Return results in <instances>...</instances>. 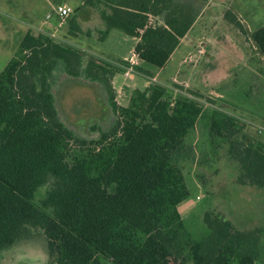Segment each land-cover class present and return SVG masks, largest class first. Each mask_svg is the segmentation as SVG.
<instances>
[{
	"label": "trees",
	"instance_id": "1",
	"mask_svg": "<svg viewBox=\"0 0 264 264\" xmlns=\"http://www.w3.org/2000/svg\"><path fill=\"white\" fill-rule=\"evenodd\" d=\"M108 6L102 37L116 29L137 38L139 62L156 69L200 12L176 0ZM224 19L264 63V24L248 32L231 10ZM71 30L83 33L75 22ZM118 71L43 33L21 38L0 72V253L36 232L49 264L264 263V225L238 229L206 211L205 232L196 237L178 210L190 195L179 161L198 120L206 121L213 154L224 148L238 165V182L255 189H264V135L254 138L233 116L208 111L195 91L187 92L192 98L156 82L132 89L120 105L111 86ZM69 80L106 93L113 120L106 128L93 123L95 136L76 134L60 118L55 88Z\"/></svg>",
	"mask_w": 264,
	"mask_h": 264
},
{
	"label": "rangeland",
	"instance_id": "2",
	"mask_svg": "<svg viewBox=\"0 0 264 264\" xmlns=\"http://www.w3.org/2000/svg\"><path fill=\"white\" fill-rule=\"evenodd\" d=\"M29 2L0 0V72L16 53L26 29L37 27L45 11H50L47 3L34 0L35 14L25 15ZM226 10L235 13L248 32L264 24V0H210L192 34L160 71L156 83L187 96L189 90L199 93L195 99L208 111L216 109L233 116L244 124L246 133L260 138L258 129L264 128V63L247 37L224 19ZM113 31L105 43L93 39L89 49L81 50L116 64L135 40ZM69 81L55 88L60 118L76 134L95 136L90 129L93 123L106 128L113 120L106 93ZM129 81L125 77V88L115 95L121 105L126 104L131 89L141 85L130 88ZM208 139L206 121L200 119L186 139L187 157L179 161L190 192L178 206L187 228L196 237L202 235L206 211L228 219L238 229L263 226L264 189L241 185L237 163L228 158L224 148H217L214 155ZM27 239L1 252L0 264H49L42 235L35 232Z\"/></svg>",
	"mask_w": 264,
	"mask_h": 264
},
{
	"label": "crops",
	"instance_id": "3",
	"mask_svg": "<svg viewBox=\"0 0 264 264\" xmlns=\"http://www.w3.org/2000/svg\"><path fill=\"white\" fill-rule=\"evenodd\" d=\"M33 1L34 0H30L29 5H28L29 7L25 9L27 10L25 15L35 14L34 8H32ZM176 1L182 2V3H186V2L195 3L198 6L200 12H199V16L197 17L195 23L187 31V33L180 39V42L177 48L172 53V55L170 56L165 66L172 60L174 54L183 44V41L188 36H190V34H192L195 28V25L197 24L198 19L201 18L204 14L205 7L210 4V0H206L203 2L195 1V0H176ZM40 2L41 4H43V2L47 3L50 11L49 10L45 11L42 21L37 27L28 28L26 29L25 32H27L28 30H31L34 33L40 32V33H43L45 35H48L54 38L55 40L59 42L67 43L81 50L82 47L89 49L88 43L93 39H97L98 41L105 43L106 40L113 34L114 32L113 30H116V29L110 30L106 37H102L100 33L102 30L105 29V25L100 15L103 12L110 11L109 6H108L109 0H40ZM58 5H64V6L71 8L70 15L66 18V20L62 24H60V19L57 17L54 11V8ZM48 15H50L49 18H47ZM73 22L78 24V26L80 27L83 33L81 34L71 33L72 31L71 24ZM193 38H194L193 35H191V39ZM132 39L135 40V43H134V46H135L138 39L137 38H132ZM240 41H236V42L240 43ZM134 46L129 50V52L126 55L120 58L116 62V64L113 65L121 69V71H118L114 74L111 80V86H112V89L115 95L119 94L123 90V87L125 88V77L130 80L129 85H127L128 87L132 85L130 87L132 88L135 84L139 85L141 83V85H139L138 87H134L132 89H136V88L143 89L149 82H156L157 81L156 78L158 74H160V71L165 68L164 66L163 68L156 69L151 66H144L143 64L139 62L138 65L143 68L144 72H139L134 67L133 73H130V75L128 76L125 75L124 70H125V65L127 64L125 59L129 57L131 53H134ZM88 54L92 55L91 53H88ZM149 73L150 75H153V76H150ZM59 79L65 80L66 77L62 75ZM85 86H88V85H85ZM94 87L99 88L97 85H94ZM122 105L124 106L125 104H122Z\"/></svg>",
	"mask_w": 264,
	"mask_h": 264
},
{
	"label": "built area",
	"instance_id": "4",
	"mask_svg": "<svg viewBox=\"0 0 264 264\" xmlns=\"http://www.w3.org/2000/svg\"><path fill=\"white\" fill-rule=\"evenodd\" d=\"M54 11L57 17L60 19V24H62L66 20V18L70 15L71 8L64 5H58L54 8ZM49 17L50 15L47 16V18ZM125 61L127 64L125 65L124 74L128 76L130 75V73H133L134 67H136L139 64V58L135 53H131V55L127 57ZM258 133L264 135V128H259Z\"/></svg>",
	"mask_w": 264,
	"mask_h": 264
}]
</instances>
